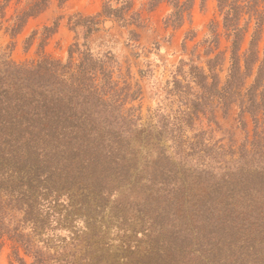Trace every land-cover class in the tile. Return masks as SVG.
Returning a JSON list of instances; mask_svg holds the SVG:
<instances>
[{
    "label": "trees",
    "instance_id": "trees-1",
    "mask_svg": "<svg viewBox=\"0 0 264 264\" xmlns=\"http://www.w3.org/2000/svg\"><path fill=\"white\" fill-rule=\"evenodd\" d=\"M169 1L176 8L170 22L182 25L192 2ZM218 1L232 40L225 84L220 86L216 60L210 59V73L191 63L190 81L183 85L176 78L172 91L186 89L193 95L191 111L184 112L191 121L199 112L214 115L216 97L222 98L225 109L240 98V122L245 127L244 114L253 116L254 137L247 136L231 167L210 159L195 176L193 166L174 160L165 146L159 145L157 154L152 147H137L134 133L117 128L120 117L113 99L106 98L104 88L112 74L106 66L109 60L96 57L87 42L77 47L81 62L70 77L59 67L71 68V58L67 65L45 58L34 67L14 71L6 62L9 78L0 76V234L13 232L35 256L33 264H48L49 253L35 247L27 233L10 229L5 223L6 206L18 201L25 221L44 224L48 216L42 215L43 206L57 202L62 189L80 192V202L91 204L98 195L112 191V185L127 187L132 192L128 201L138 207L134 221L138 227L130 236L137 237V243L128 246L126 258L117 264H264L260 248L264 242V51L260 47L264 0ZM125 8L128 5L106 7L104 13L121 16ZM246 14L249 18L242 26ZM93 20L88 35L97 28ZM254 20L249 47L241 53ZM99 74L104 83L97 82ZM249 78L253 82L242 94ZM220 164L223 174L216 179L211 171ZM44 198L52 200L42 203ZM93 252L86 264L101 263L103 255Z\"/></svg>",
    "mask_w": 264,
    "mask_h": 264
},
{
    "label": "rangeland",
    "instance_id": "rangeland-1",
    "mask_svg": "<svg viewBox=\"0 0 264 264\" xmlns=\"http://www.w3.org/2000/svg\"><path fill=\"white\" fill-rule=\"evenodd\" d=\"M189 1L192 8L185 12L184 23L175 25L169 18L176 8L169 0H0V76L9 78L10 73L4 71L9 66L6 62L14 71L34 67L45 58L67 65L71 58V68L59 67L70 77L81 62L82 52L77 47L87 42L96 57L109 60L106 66L112 74L104 88L106 98L113 99L112 106L120 117L117 128L134 133L137 147H152L157 154L158 146H165L174 160L183 159L187 166H193L195 176L210 159L213 164L231 167L247 136L249 140L254 137L253 116L244 114L245 127L240 122V98L225 109L222 98L216 97L214 115L199 112L191 121L184 112L191 111L193 95L186 89L172 91L176 78L183 85L190 81L191 63L210 73L208 60L215 59L220 86L225 84L231 66L232 40L227 36L219 1ZM126 5L121 16L104 13L106 7L121 9ZM92 18L97 28L88 35ZM248 18V14L243 17L242 26ZM254 30L255 20L241 53L248 49ZM260 47L263 53L264 31ZM97 82L104 83L101 74ZM252 82L253 78L247 80L242 94ZM147 134L154 136L148 138ZM146 138L150 139L148 144L141 140ZM221 164L213 165L211 172L216 179L223 174ZM111 188L91 204L80 202V192L62 189L57 202L43 206L42 215L48 216L44 224L25 221L24 210L14 200L6 206L5 223L12 230L17 227L27 233L35 247L48 252V264H86L94 256L93 250L103 255L100 264H117L126 258L128 246L137 243V237L130 236L138 227L134 223L138 207L128 201L132 192L127 187ZM51 200L44 198L42 203ZM260 248L264 255V242ZM35 260L13 232L0 234V264H33Z\"/></svg>",
    "mask_w": 264,
    "mask_h": 264
}]
</instances>
